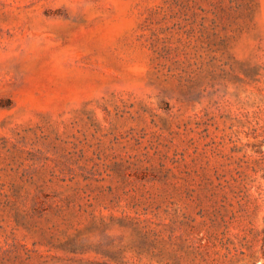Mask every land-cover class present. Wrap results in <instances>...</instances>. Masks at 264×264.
<instances>
[{"label":"rangeland","instance_id":"rangeland-1","mask_svg":"<svg viewBox=\"0 0 264 264\" xmlns=\"http://www.w3.org/2000/svg\"><path fill=\"white\" fill-rule=\"evenodd\" d=\"M0 264H264V0H0Z\"/></svg>","mask_w":264,"mask_h":264}]
</instances>
